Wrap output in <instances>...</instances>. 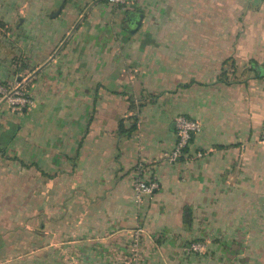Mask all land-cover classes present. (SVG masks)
I'll return each instance as SVG.
<instances>
[{
    "label": "crops",
    "instance_id": "1",
    "mask_svg": "<svg viewBox=\"0 0 264 264\" xmlns=\"http://www.w3.org/2000/svg\"><path fill=\"white\" fill-rule=\"evenodd\" d=\"M67 1L20 70L33 105L0 101V264H264V0ZM177 115L201 131L168 163Z\"/></svg>",
    "mask_w": 264,
    "mask_h": 264
},
{
    "label": "rangeland",
    "instance_id": "2",
    "mask_svg": "<svg viewBox=\"0 0 264 264\" xmlns=\"http://www.w3.org/2000/svg\"><path fill=\"white\" fill-rule=\"evenodd\" d=\"M60 2V0H0V70L8 73L7 76L13 87H19L22 91L25 87L26 94H29V84L25 85L22 81L27 74L22 75L20 70L24 64L30 62L32 64L38 58L36 53L39 29L44 31V28L51 23L52 18L49 13L54 11L53 9H56ZM67 2L70 4L71 1ZM242 20L245 19L242 17ZM41 42L43 43V39ZM231 51L233 53L231 57L244 55L240 45ZM231 51L229 49L227 54ZM3 103L11 111L8 104Z\"/></svg>",
    "mask_w": 264,
    "mask_h": 264
},
{
    "label": "built area",
    "instance_id": "3",
    "mask_svg": "<svg viewBox=\"0 0 264 264\" xmlns=\"http://www.w3.org/2000/svg\"><path fill=\"white\" fill-rule=\"evenodd\" d=\"M107 3L122 11L126 9L128 0H107ZM1 99H4V102L8 104L12 112H19L22 108L32 106L34 102L32 97L28 96L19 87L8 86L0 82ZM174 125L176 129L175 144L170 151L162 154V159L168 163H173L183 157L191 138L201 131L200 123L185 115H177L174 120ZM140 169L141 167L139 166L138 174L131 183L133 199L137 204H141L143 198L150 195L157 188L155 179L148 182L140 177ZM142 232V227L137 225L129 233V251L132 259L138 256ZM190 249L194 252H202L204 250V244L201 242L192 243ZM128 264H136V262L134 261Z\"/></svg>",
    "mask_w": 264,
    "mask_h": 264
},
{
    "label": "trees",
    "instance_id": "4",
    "mask_svg": "<svg viewBox=\"0 0 264 264\" xmlns=\"http://www.w3.org/2000/svg\"><path fill=\"white\" fill-rule=\"evenodd\" d=\"M106 3H107V0H104ZM108 4V3H107ZM117 8V7H116ZM118 9V8H117ZM255 66V65H254ZM264 76V75H263ZM1 83L5 84V85H11V82H8V81H0ZM28 86V85H27ZM23 91L24 92H27V89L24 87L23 88ZM28 96H30L28 93H27ZM28 107H25V108H22L20 110V113L23 111V109H27ZM14 113V112H13ZM130 119H132L133 121H135V115L134 113H132L130 116H129ZM136 128V125H135V122L134 123H131V126L130 127H127L125 128V126L123 125L122 121H119L118 123V130L122 133H125V135H129L131 134ZM10 133H11V136H13L15 133H16V129L14 127H11L10 128ZM5 133V132H4ZM0 152L3 153L2 149H0ZM4 154V153H3Z\"/></svg>",
    "mask_w": 264,
    "mask_h": 264
},
{
    "label": "water",
    "instance_id": "5",
    "mask_svg": "<svg viewBox=\"0 0 264 264\" xmlns=\"http://www.w3.org/2000/svg\"><path fill=\"white\" fill-rule=\"evenodd\" d=\"M63 3H64V0L61 2L59 9L62 7ZM141 19H142V15L141 14H137L135 17L132 16V17H130L128 19V25L131 27L129 32H134L135 29L139 27V25L141 23ZM75 25H74V27H75ZM32 76H33V74H32ZM29 77H31V76H29ZM0 101L4 102V99H1ZM23 110H25V109H23Z\"/></svg>",
    "mask_w": 264,
    "mask_h": 264
}]
</instances>
